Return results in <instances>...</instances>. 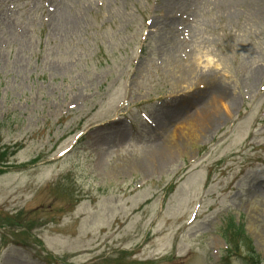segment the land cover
Listing matches in <instances>:
<instances>
[{
  "label": "rangeland",
  "instance_id": "374dc122",
  "mask_svg": "<svg viewBox=\"0 0 264 264\" xmlns=\"http://www.w3.org/2000/svg\"><path fill=\"white\" fill-rule=\"evenodd\" d=\"M172 10L0 0V264H264V5Z\"/></svg>",
  "mask_w": 264,
  "mask_h": 264
},
{
  "label": "bare ground",
  "instance_id": "6f19581e",
  "mask_svg": "<svg viewBox=\"0 0 264 264\" xmlns=\"http://www.w3.org/2000/svg\"><path fill=\"white\" fill-rule=\"evenodd\" d=\"M231 1H236V0H229ZM250 5H257L258 7L264 5V0H244ZM227 2V0H225ZM164 3L167 6V10L173 8L176 10H172L174 12L180 11L181 9H185L186 11H189L190 8L192 7V0H164ZM260 5V6H259ZM68 20V19H67ZM74 19H71V22H74ZM169 118L167 117V120H164L163 122H168ZM194 121H197V119H193L192 121H187L183 126L182 129L184 130L183 132L178 133V130L174 128L172 131V134L167 138L168 143H163L161 146L159 145V150L158 151H163L162 156L165 155H172L175 149H178L180 146V143L178 142L177 138L178 137H184V138H189L190 135L193 133V125ZM160 122L159 128L164 126V123ZM161 156V157H162ZM144 167V165H143Z\"/></svg>",
  "mask_w": 264,
  "mask_h": 264
},
{
  "label": "trees",
  "instance_id": "16d2710c",
  "mask_svg": "<svg viewBox=\"0 0 264 264\" xmlns=\"http://www.w3.org/2000/svg\"><path fill=\"white\" fill-rule=\"evenodd\" d=\"M222 234L228 245H231V242L233 243L238 237L247 238V235H245L244 225L237 223L234 218H231L228 224L222 228ZM251 254H253V252H251Z\"/></svg>",
  "mask_w": 264,
  "mask_h": 264
}]
</instances>
